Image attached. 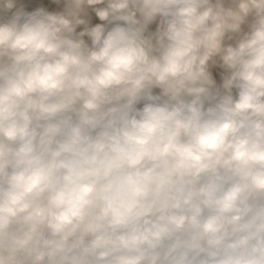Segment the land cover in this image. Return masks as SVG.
Returning <instances> with one entry per match:
<instances>
[{
	"label": "clouds",
	"instance_id": "1",
	"mask_svg": "<svg viewBox=\"0 0 264 264\" xmlns=\"http://www.w3.org/2000/svg\"><path fill=\"white\" fill-rule=\"evenodd\" d=\"M0 264H264V0H0Z\"/></svg>",
	"mask_w": 264,
	"mask_h": 264
}]
</instances>
